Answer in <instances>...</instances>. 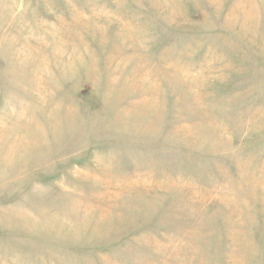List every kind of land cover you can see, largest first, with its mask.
Segmentation results:
<instances>
[{
    "label": "rangeland",
    "instance_id": "374dc122",
    "mask_svg": "<svg viewBox=\"0 0 264 264\" xmlns=\"http://www.w3.org/2000/svg\"><path fill=\"white\" fill-rule=\"evenodd\" d=\"M0 264H264V0H0Z\"/></svg>",
    "mask_w": 264,
    "mask_h": 264
}]
</instances>
